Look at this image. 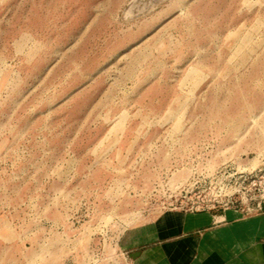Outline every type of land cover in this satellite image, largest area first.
<instances>
[{"label": "rangeland", "instance_id": "1", "mask_svg": "<svg viewBox=\"0 0 264 264\" xmlns=\"http://www.w3.org/2000/svg\"><path fill=\"white\" fill-rule=\"evenodd\" d=\"M261 199L264 0H0V264Z\"/></svg>", "mask_w": 264, "mask_h": 264}, {"label": "crops", "instance_id": "2", "mask_svg": "<svg viewBox=\"0 0 264 264\" xmlns=\"http://www.w3.org/2000/svg\"><path fill=\"white\" fill-rule=\"evenodd\" d=\"M125 264H264V211H177L126 232Z\"/></svg>", "mask_w": 264, "mask_h": 264}, {"label": "built area", "instance_id": "3", "mask_svg": "<svg viewBox=\"0 0 264 264\" xmlns=\"http://www.w3.org/2000/svg\"><path fill=\"white\" fill-rule=\"evenodd\" d=\"M237 209L241 210L242 212H244L246 214H252V213L262 212V211H264V199L259 200L253 206L239 207ZM195 211H198V210H195Z\"/></svg>", "mask_w": 264, "mask_h": 264}]
</instances>
